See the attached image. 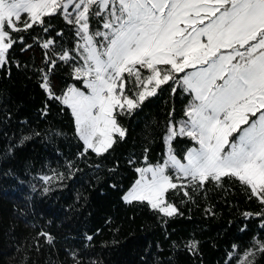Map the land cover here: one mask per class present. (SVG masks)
Here are the masks:
<instances>
[{"label":"trees","instance_id":"1","mask_svg":"<svg viewBox=\"0 0 264 264\" xmlns=\"http://www.w3.org/2000/svg\"><path fill=\"white\" fill-rule=\"evenodd\" d=\"M45 20L13 33L23 41L0 67V264H240L254 240L264 241V216L243 214L261 213L264 205L238 180L189 187L188 196L169 190L168 202L179 209L173 217L122 199L136 168L163 162L169 113L183 118L192 95L169 81L140 108L117 116L127 132L112 149L80 155L84 143L70 108L41 86L47 73L55 95L70 86L87 91L86 77L73 71L82 59L65 63L53 56L73 50L79 37L60 15ZM49 39L54 45L43 48ZM196 145L188 137L172 141L182 160ZM193 241L198 244L190 250ZM254 264H264V253H256Z\"/></svg>","mask_w":264,"mask_h":264},{"label":"snow or ice","instance_id":"2","mask_svg":"<svg viewBox=\"0 0 264 264\" xmlns=\"http://www.w3.org/2000/svg\"><path fill=\"white\" fill-rule=\"evenodd\" d=\"M22 13L28 14L23 21ZM56 15L79 39L73 50L53 56L65 63L82 59L73 71L77 79L88 77L83 83L90 91L72 86L55 95L47 73L41 86L70 108L84 143L80 155L112 149L127 132L117 116L140 108L169 81L192 95L183 118L173 120L169 113L163 162L136 168L139 178L122 197L125 203L146 202L173 217L179 209L168 202L169 190L188 196L189 187L231 177L264 205V0H0V67L23 41L13 33L44 26L45 17ZM54 43L49 39L42 47ZM46 61L56 64L47 53ZM189 68L195 70L185 72ZM177 137L198 145L187 149L183 160L172 147ZM243 215L264 216V211ZM257 252L264 253V241L254 240L240 264H254Z\"/></svg>","mask_w":264,"mask_h":264},{"label":"rangeland","instance_id":"3","mask_svg":"<svg viewBox=\"0 0 264 264\" xmlns=\"http://www.w3.org/2000/svg\"><path fill=\"white\" fill-rule=\"evenodd\" d=\"M194 70H195V69L189 68V69H185V72H190V71H194ZM184 74H185V73H183V75H184ZM86 79H88V77H86ZM85 85H86V84H85ZM86 86H87V85H86ZM70 87H72V86H70ZM76 88H77V87H76ZM79 89H80V88H79ZM80 90H81V91H85V90H83V89H80ZM89 91H90V89H87V91H85V92H89ZM193 147H194V146H193ZM196 147H198V145H196ZM166 152H167V147H166ZM147 165H148V164H147ZM147 165H144V166H142V167H147ZM140 168H141V167H140ZM138 178H139V173H138V176H137L136 180H137ZM149 178H150V177H149ZM136 180H135V181H136ZM135 181H134V182H135ZM133 184H134V183H133ZM133 184H132V185H133ZM131 187H132V186H131ZM131 187H130V188H131ZM130 188H129V189H130ZM129 189L123 194V196L129 191ZM123 196H122V197H123Z\"/></svg>","mask_w":264,"mask_h":264}]
</instances>
